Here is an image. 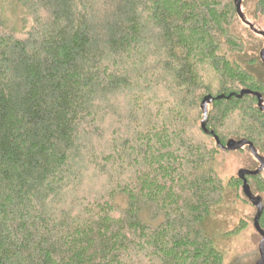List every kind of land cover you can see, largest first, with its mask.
Segmentation results:
<instances>
[{
  "label": "trees",
  "instance_id": "16d2710c",
  "mask_svg": "<svg viewBox=\"0 0 264 264\" xmlns=\"http://www.w3.org/2000/svg\"><path fill=\"white\" fill-rule=\"evenodd\" d=\"M237 3L0 0V264H224L203 223L229 152L202 130L201 102L264 99V46ZM241 13L255 27L264 0ZM207 128L264 157L253 95L214 101ZM247 179L264 204V170Z\"/></svg>",
  "mask_w": 264,
  "mask_h": 264
},
{
  "label": "rangeland",
  "instance_id": "374dc122",
  "mask_svg": "<svg viewBox=\"0 0 264 264\" xmlns=\"http://www.w3.org/2000/svg\"><path fill=\"white\" fill-rule=\"evenodd\" d=\"M10 6V5H9ZM5 11L18 28H29L32 18L20 5L12 4ZM245 11L246 8H243ZM248 19L258 30L264 31V20H254L249 13ZM243 29V27H242ZM255 43L264 46L263 37L244 32ZM247 149L243 152L218 154L214 168L224 185L221 201L212 208L211 215L203 223V229L213 246L222 253L224 264H256L259 259V244L261 236L254 227L257 209L245 200L242 188L229 186V181L237 177L241 169L259 167ZM238 230V231H237Z\"/></svg>",
  "mask_w": 264,
  "mask_h": 264
},
{
  "label": "water",
  "instance_id": "95a60500",
  "mask_svg": "<svg viewBox=\"0 0 264 264\" xmlns=\"http://www.w3.org/2000/svg\"><path fill=\"white\" fill-rule=\"evenodd\" d=\"M242 9V0H238L237 3V11L239 14L240 19L256 34L260 35L261 37L264 38V31L256 29L250 22L246 21L244 19V16L241 13ZM261 60L263 62L264 66V48L261 51ZM245 95H253L254 97L257 98L258 100V107L261 111L264 112V99L260 93L252 92L250 90H242L239 94L235 95H230V96H225V95H220V96H212L208 95L206 96L202 102H201V109L203 111V121L201 123L202 130L208 134L211 135L215 138L216 143L218 147L225 152H236L244 149L245 147L249 148L250 153L252 156L257 160L259 163V167H257L255 170H248V169H241L237 177L242 181V190L248 201L257 209L255 218H254V227L256 231L259 233L261 236V241L259 244V254L260 257L257 260L256 264H264V229L261 228L260 226V220L264 212V204H263V199L260 196H256L252 193L251 187L248 183V176H257L262 171L264 170V157L260 156L256 147L253 145L252 142L243 139V140H229L226 144H222L219 138L215 135L213 131H210L207 128L208 124V113H209V105H211L214 101L217 100H222V99H230L232 96L237 97V98H242Z\"/></svg>",
  "mask_w": 264,
  "mask_h": 264
},
{
  "label": "bare ground",
  "instance_id": "6f19581e",
  "mask_svg": "<svg viewBox=\"0 0 264 264\" xmlns=\"http://www.w3.org/2000/svg\"><path fill=\"white\" fill-rule=\"evenodd\" d=\"M260 256V255H259Z\"/></svg>",
  "mask_w": 264,
  "mask_h": 264
}]
</instances>
